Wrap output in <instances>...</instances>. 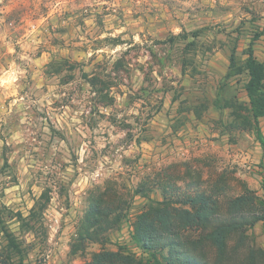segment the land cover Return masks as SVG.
Returning a JSON list of instances; mask_svg holds the SVG:
<instances>
[{
    "label": "rangeland",
    "instance_id": "1",
    "mask_svg": "<svg viewBox=\"0 0 264 264\" xmlns=\"http://www.w3.org/2000/svg\"><path fill=\"white\" fill-rule=\"evenodd\" d=\"M258 32L264 0H0V264L19 261L7 234L25 264L91 261L100 244L74 245L102 192L130 203L106 247L137 254L131 225L149 203L138 188L153 201L185 185L264 197L248 76L235 69ZM254 50L264 62V34ZM43 195L40 240L19 216ZM249 233L264 249L263 225Z\"/></svg>",
    "mask_w": 264,
    "mask_h": 264
},
{
    "label": "trees",
    "instance_id": "2",
    "mask_svg": "<svg viewBox=\"0 0 264 264\" xmlns=\"http://www.w3.org/2000/svg\"><path fill=\"white\" fill-rule=\"evenodd\" d=\"M263 34L255 35L244 64L235 69L236 73L248 76L247 111L255 138L264 152V134L259 125L264 117V62L258 60L254 50L255 42ZM234 66L232 57L231 67ZM230 106L233 107L227 105ZM262 163L264 175V155ZM161 189V201L151 200L150 191L143 188L135 191L149 201L131 225V240L140 254L123 247L117 250L106 247L110 234L121 227L130 208L129 200H124L117 191L102 192L89 203L77 231L76 253H83L89 243H97L102 246L101 251L86 264H264V249L254 244L249 233L259 223L264 227V197L249 188L225 200L190 185L174 194L169 187ZM43 197L28 217L19 216L28 232L40 240L46 237L44 211L49 202L48 196ZM7 239L19 258L17 264H25L26 252L21 244L11 234H7ZM2 263L11 264L7 260Z\"/></svg>",
    "mask_w": 264,
    "mask_h": 264
}]
</instances>
